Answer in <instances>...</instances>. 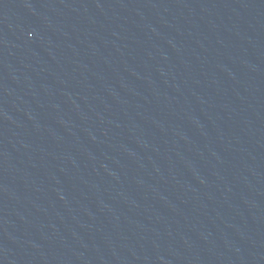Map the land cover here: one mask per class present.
<instances>
[{
    "label": "water",
    "instance_id": "95a60500",
    "mask_svg": "<svg viewBox=\"0 0 264 264\" xmlns=\"http://www.w3.org/2000/svg\"><path fill=\"white\" fill-rule=\"evenodd\" d=\"M0 264H264V0H0Z\"/></svg>",
    "mask_w": 264,
    "mask_h": 264
}]
</instances>
